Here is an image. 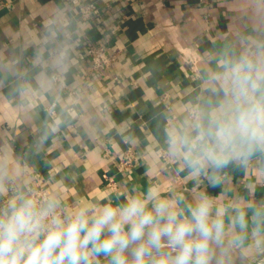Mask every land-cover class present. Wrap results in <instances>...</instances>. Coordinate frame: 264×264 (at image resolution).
I'll return each mask as SVG.
<instances>
[{"label": "clouds", "instance_id": "clouds-1", "mask_svg": "<svg viewBox=\"0 0 264 264\" xmlns=\"http://www.w3.org/2000/svg\"><path fill=\"white\" fill-rule=\"evenodd\" d=\"M235 14L203 61L199 96L165 129L163 155L192 187L154 183L116 203L68 204L55 188L38 192L29 169L0 149V264H264V199L227 186L230 168L264 185V0H238ZM69 23L63 10L44 22L30 67L0 57V77L12 79L23 107L60 103L75 47ZM61 122L47 124L38 145Z\"/></svg>", "mask_w": 264, "mask_h": 264}, {"label": "crops", "instance_id": "crops-1", "mask_svg": "<svg viewBox=\"0 0 264 264\" xmlns=\"http://www.w3.org/2000/svg\"><path fill=\"white\" fill-rule=\"evenodd\" d=\"M99 12L84 20L83 4ZM238 0H0V57H19L30 67L31 41L57 10L70 21L75 41L72 67L63 78L60 103L36 99L21 105L11 78L0 77V149L10 148L28 169L33 186L42 179L65 202L123 200L133 188L175 183L192 187L186 173L162 153L168 118L194 101L202 88L203 61L237 23ZM90 44L120 50L103 73L85 55ZM62 122L42 144L47 124ZM136 153L131 171L118 167L126 149ZM119 185L112 192L104 175ZM238 168L228 170L231 193L264 199V185ZM252 183L255 187L246 191ZM213 195L221 189H209Z\"/></svg>", "mask_w": 264, "mask_h": 264}, {"label": "built area", "instance_id": "built-area-1", "mask_svg": "<svg viewBox=\"0 0 264 264\" xmlns=\"http://www.w3.org/2000/svg\"><path fill=\"white\" fill-rule=\"evenodd\" d=\"M206 1V0H204ZM99 12L96 4L89 2L80 7V14L84 20L92 18ZM120 50L116 47L103 44H90L87 46L85 55L89 56L92 61V68L98 73H103L114 67L119 59ZM171 118H168V123ZM163 153V152H162ZM136 165V153L132 148L125 150L123 158L118 164L121 171H131ZM105 185L112 192L119 191L117 180L110 175H104ZM40 193L48 192L42 183V179L38 178V182L34 185Z\"/></svg>", "mask_w": 264, "mask_h": 264}]
</instances>
